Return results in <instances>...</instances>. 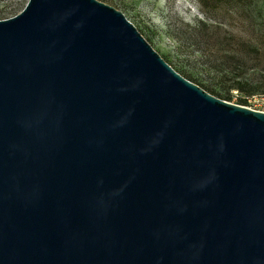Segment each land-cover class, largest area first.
<instances>
[{
	"label": "water",
	"instance_id": "95a60500",
	"mask_svg": "<svg viewBox=\"0 0 264 264\" xmlns=\"http://www.w3.org/2000/svg\"><path fill=\"white\" fill-rule=\"evenodd\" d=\"M0 264H264V112L111 6L27 0L0 20Z\"/></svg>",
	"mask_w": 264,
	"mask_h": 264
},
{
	"label": "rangeland",
	"instance_id": "374dc122",
	"mask_svg": "<svg viewBox=\"0 0 264 264\" xmlns=\"http://www.w3.org/2000/svg\"><path fill=\"white\" fill-rule=\"evenodd\" d=\"M97 1L120 11L169 66L206 92L244 107L245 97L264 95V0ZM26 2L0 0V20Z\"/></svg>",
	"mask_w": 264,
	"mask_h": 264
},
{
	"label": "built area",
	"instance_id": "2783aa9c",
	"mask_svg": "<svg viewBox=\"0 0 264 264\" xmlns=\"http://www.w3.org/2000/svg\"><path fill=\"white\" fill-rule=\"evenodd\" d=\"M249 109L255 110V107L259 106L256 111L264 112V95H253L245 97Z\"/></svg>",
	"mask_w": 264,
	"mask_h": 264
},
{
	"label": "trees",
	"instance_id": "16d2710c",
	"mask_svg": "<svg viewBox=\"0 0 264 264\" xmlns=\"http://www.w3.org/2000/svg\"><path fill=\"white\" fill-rule=\"evenodd\" d=\"M203 1H204V0H199V2H200L201 5H204V2H203ZM181 76H182V75H181ZM183 77H184L185 79H187L188 81H190V82L193 83V81H192L189 77H187V76H185V75H183ZM243 85H245V84H243V82H241V81H239V80H236V81L234 82V87H236V89H239V90L242 89ZM199 87L202 88L203 90H206L205 88H203V87H201V86H199ZM209 94L213 95V93H209ZM213 96H214V95H213ZM216 96H217L218 98H220V99H223V100L229 101V100L227 99V97H221V96H219V95H216ZM250 96H253V95H250ZM241 102H243L245 106L247 105V102H246L245 98H244Z\"/></svg>",
	"mask_w": 264,
	"mask_h": 264
}]
</instances>
